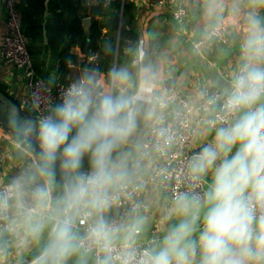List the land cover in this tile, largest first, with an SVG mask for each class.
<instances>
[{"label": "clouds", "instance_id": "obj_1", "mask_svg": "<svg viewBox=\"0 0 264 264\" xmlns=\"http://www.w3.org/2000/svg\"><path fill=\"white\" fill-rule=\"evenodd\" d=\"M248 19L243 63L222 89L221 126L190 165L193 181L210 174V182L202 193L175 196L179 219L142 253L136 245L146 218L135 206L127 220L109 213L131 197L138 162L130 146L141 119L157 115L151 64H139L135 75L112 68L106 84L85 70L36 121L10 107L3 122L39 150L0 186V221L4 230L23 225L32 240L47 232L31 264H264V26L257 15Z\"/></svg>", "mask_w": 264, "mask_h": 264}, {"label": "crops", "instance_id": "obj_2", "mask_svg": "<svg viewBox=\"0 0 264 264\" xmlns=\"http://www.w3.org/2000/svg\"><path fill=\"white\" fill-rule=\"evenodd\" d=\"M131 4L128 15L121 17L120 26L131 31L136 40L127 39L133 59L126 67L133 75L139 64H151L157 74L154 89L156 101L167 94H181L190 103L199 101L205 89L213 86L205 74L201 63H208L227 82L232 74L243 63L242 44L249 26V15H257L264 26V5L254 6L252 0H217V6L210 7L211 0H203L195 5L191 0H184L187 17L183 23L174 22L167 9L156 5V0H124ZM17 9L21 19L23 35L27 40V50L35 74L48 85L59 82V54L64 44L67 31L72 21H83L89 17L90 9L81 0H17ZM214 24L225 25L229 31L227 45L210 43L203 51L196 54L191 42L204 38ZM6 27V10L3 0H0V44ZM144 53L142 59L138 54ZM72 54L83 58L78 48L71 50ZM120 67V68H122ZM66 83L77 81L85 70L79 65L69 64ZM116 68V66L114 67ZM99 73V72H97ZM23 69L6 64L0 56V88L23 111L30 112L28 91L25 85ZM100 77L107 83L108 76ZM172 78L177 88L166 91L163 81ZM156 104V102H155ZM217 105L205 114L210 116ZM156 110V107H155ZM157 113V110H156ZM141 119L134 137L133 155L138 162L134 170V178L143 179L149 175L159 163L154 155L146 153L142 143L147 130L157 120ZM196 117V114H195ZM215 128L204 125L197 127L190 145L193 158L208 144L213 143ZM138 145V148L135 147ZM200 150V152H198ZM36 152L28 149L25 140L17 137L0 125V183L8 184L14 177L32 165ZM205 188L210 182L205 178ZM141 202L149 205V215L139 214L146 218L144 230L139 240L151 236L162 239L170 225L179 219L173 214L175 201L166 197L157 186L146 187L141 196ZM160 222V233H152L154 226ZM47 243V232L39 240H32L23 225L14 230H0V264H23L38 253ZM73 264V261H69ZM89 264H93L89 260Z\"/></svg>", "mask_w": 264, "mask_h": 264}, {"label": "built area", "instance_id": "obj_3", "mask_svg": "<svg viewBox=\"0 0 264 264\" xmlns=\"http://www.w3.org/2000/svg\"><path fill=\"white\" fill-rule=\"evenodd\" d=\"M83 5L90 9L97 2L109 4L115 0H81ZM195 5H200L203 0H191ZM6 10V27L0 44V56L6 64L23 69L24 81L28 91L31 119L36 121L43 116L51 114V109L61 100L64 91L72 83L58 82L54 86L48 85L39 78L32 67L27 50V40L21 28V19L17 9V0H3ZM184 0H156V5L168 10L171 19L176 23H183L187 17ZM264 19V8H263ZM227 45L229 43V31L225 25L214 24L207 35L199 40L191 42L193 50L197 53L203 51L210 43ZM215 97L216 103H210ZM220 91L214 86L205 89L202 98L196 103H190L181 94H167L156 101L155 107L158 113L157 120L147 130L142 148L158 160V164L152 172L143 179L133 177V185L130 187L131 197L123 199L116 211V221L127 220L131 209L135 206L144 215H149L150 207L141 202V196L146 187L157 186L170 200L175 201V196L181 192L202 193L205 182L193 181L190 165L193 161L191 142L193 135L200 125L208 128L221 126L218 117L223 115L220 111ZM217 105V109L210 116L205 111ZM196 114V117H195ZM215 125V126H213ZM163 133V134H161ZM6 184H1L3 186ZM158 222L152 233H160ZM4 222L0 221V230ZM158 241L150 235L148 238L137 241V249L143 252L153 247Z\"/></svg>", "mask_w": 264, "mask_h": 264}, {"label": "trees", "instance_id": "obj_4", "mask_svg": "<svg viewBox=\"0 0 264 264\" xmlns=\"http://www.w3.org/2000/svg\"><path fill=\"white\" fill-rule=\"evenodd\" d=\"M131 7L132 5L125 3L124 0H115L109 4L97 2L90 8V22L87 30L83 28L80 19L72 21L59 54V82L66 83L65 77L69 72V64L79 65L107 76L109 70L115 66L120 68L132 62L131 52H125V49L129 48L126 40L134 41L136 37L131 31L120 26L121 17L128 15ZM74 48L80 50L83 58L71 53ZM0 91L3 92L1 88ZM23 113L31 119L29 111L23 110ZM14 135L17 139L24 140L23 137ZM26 143L28 145V142ZM31 144L32 149L38 152V147L32 142ZM87 167L88 161L85 158L84 168L87 169ZM59 178L60 174L57 171V179ZM109 216L114 219L116 211L111 210ZM40 251L30 257V260Z\"/></svg>", "mask_w": 264, "mask_h": 264}, {"label": "water", "instance_id": "obj_5", "mask_svg": "<svg viewBox=\"0 0 264 264\" xmlns=\"http://www.w3.org/2000/svg\"><path fill=\"white\" fill-rule=\"evenodd\" d=\"M89 22H90V18H86L82 21V25L83 28L85 30L88 29L89 26ZM198 54V53H196ZM202 67L205 71V74L207 75V77L211 80L213 86L215 88H217L222 96V89L229 84L230 82H227L223 79V77L219 74V72L215 69H211L208 65V63H201ZM163 86L165 88L166 91H169L171 88H177V85L175 83H173L172 78H167L163 81ZM14 106L15 108L19 109V114L20 117L23 119H28L25 114L23 113V111L17 106V104L15 102H13L5 93H3L2 91H0V125H2L4 128L8 129L9 131H11L12 133L18 135L12 128L8 127L3 121L7 116L8 110L10 109V107ZM32 120V119H30ZM32 143H34L37 147H38V143L33 140L31 141ZM200 152V150L198 151ZM57 171L59 172V169H57ZM60 174V173H59ZM33 259L27 261L26 263L23 264H31V261Z\"/></svg>", "mask_w": 264, "mask_h": 264}]
</instances>
